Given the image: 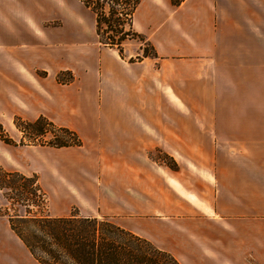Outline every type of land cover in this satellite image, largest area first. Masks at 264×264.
<instances>
[{
	"label": "crops",
	"instance_id": "obj_1",
	"mask_svg": "<svg viewBox=\"0 0 264 264\" xmlns=\"http://www.w3.org/2000/svg\"><path fill=\"white\" fill-rule=\"evenodd\" d=\"M73 7L79 14L52 24L55 13ZM67 26L83 37L85 57L53 48ZM133 28L157 57L131 61L142 56L141 44L124 57L102 45L96 16L80 0H0V122L16 128L15 115H43L82 141L53 147L0 140V165L37 175L56 205L51 216L81 210L107 218L181 264H264V110L250 123L219 114L231 88L223 77L264 76V0H141ZM43 45L50 48L33 52ZM60 70L74 81L59 82ZM157 151L178 168L156 162ZM3 217L1 230L17 236ZM13 261L0 247V264Z\"/></svg>",
	"mask_w": 264,
	"mask_h": 264
},
{
	"label": "trees",
	"instance_id": "obj_2",
	"mask_svg": "<svg viewBox=\"0 0 264 264\" xmlns=\"http://www.w3.org/2000/svg\"><path fill=\"white\" fill-rule=\"evenodd\" d=\"M80 1L95 13L100 43L116 48L124 57V45L138 40L145 43L139 59L157 57L151 43L133 28V16L141 0ZM183 1L172 0V4L179 6ZM14 124L22 134L21 144L53 147L82 144L76 132L44 116L34 121L17 116ZM2 128L0 124V138L6 144H15ZM50 129L62 136L55 135L50 143L39 142ZM0 191L7 201L2 208L3 215L8 217L11 229L40 264H181L147 238L107 218L81 216L76 210L68 216H51L47 211V194L37 175L26 176L0 165Z\"/></svg>",
	"mask_w": 264,
	"mask_h": 264
},
{
	"label": "rangeland",
	"instance_id": "obj_3",
	"mask_svg": "<svg viewBox=\"0 0 264 264\" xmlns=\"http://www.w3.org/2000/svg\"><path fill=\"white\" fill-rule=\"evenodd\" d=\"M72 9L75 10L77 8L73 7ZM92 13L95 14L93 11H92ZM44 14L48 15L49 13H43V16H44ZM73 14H79V10L77 9L75 11H61V12L55 13V19L52 20L51 22H53L52 23L53 25L61 26L66 19L72 18ZM85 20H87V22L89 23L90 33L92 31L94 33L95 20L93 18V15L90 14V16L86 17ZM11 24H12V21H11ZM72 32H73V27L67 26L64 33H62V36H60V39H59L60 43L55 44L56 43L55 42L53 44V46H54L53 48H56L57 45L63 46L61 48H58V50L60 51L59 53L71 54V57H83V56L85 57L84 52H87V50H86L87 47L83 44V37H80V36L73 37ZM23 40H26V42L29 43L31 46L33 45V42L28 41V40H33L32 38L31 39L24 38ZM98 40H99V38H98ZM54 41H56V38L54 39ZM138 44H141V48L145 46V43H141L138 40H133V41L127 42L124 45V55L125 54L126 55L134 54L135 51L137 50ZM49 48H50L49 46L45 47V45H43L42 49L41 48L40 49L39 48H32V50L34 53L38 54L39 52L42 53V51L44 52ZM125 48H126V50H125ZM149 49L151 50V47ZM90 50H91V54L89 56L92 57V59H95V57L98 55V52L94 48H90ZM131 58L136 59V58H138V56L137 57L132 56ZM66 59H65V61L68 62V60H66ZM45 61L46 60L43 58V59L37 61L36 63L40 64V65H44ZM65 61L62 63H60L61 61H59V64H64ZM37 74L40 76H46V71L40 70V71H38ZM74 79L75 78H74L73 73L69 70H60L57 73V80L61 83H71L74 81ZM223 83L226 84L228 88L231 87L228 91L223 92L222 96H221V98L224 101H226L227 105H229V106L228 107L223 106V108H220L219 114L225 115V116L235 117V119L237 121H239L240 123H244V122L250 123L254 119L256 120V117L258 115V107H260V109L262 111L264 110V108H263L264 107V76L235 75L233 77H223ZM1 101L2 100H0V103H1ZM15 116L17 117L19 115H15ZM0 124L3 126L2 129H4V131L6 133L5 135L8 138H10L15 143V145L21 144L22 134L18 129H16L15 127H12V126L5 125L3 122H0ZM250 125L252 126V124H250ZM63 127H66V126H63ZM67 128H69V127H67ZM55 135L62 136V134L60 132H55V131L50 129L44 135V137H42L38 141L50 143L51 141H53V138L55 137ZM0 140L3 141L1 138H0ZM237 142L240 143V142H245V141L242 140V141H237ZM21 145H26V144H21ZM41 146H47V145H41ZM242 152H243V150H242ZM152 157L156 162H158L162 165H165L172 170H175L178 168L176 160L169 155H166V154H163V153L157 151L154 153V155H152ZM235 157L236 158L237 157L243 158L241 155H239V152H237V153L235 152ZM0 204H2V206H0V220L3 221V223L6 226V225H8L7 218L3 217L6 215H3L4 211L2 208L5 205H7V201H6L3 193L0 194ZM54 206H56V205L51 203L50 201H49V204L47 203V211H49L48 213L55 214V212L52 210V207H54ZM20 209H21V211H23V208H20ZM73 211L74 210H72L71 212H73ZM78 212H79V214H82V215L85 214V212H82L81 210H79ZM30 229H33V228H30ZM0 231H1L0 232V247L1 248L6 250L3 246V242H1L2 239L4 242L5 241L13 242L14 244H19L22 247V251L16 252L15 254L6 250L7 252H9L13 256L14 261L16 263H18V264H34L33 263V261H34L36 264H38V262L35 259L31 260V257L28 254L27 248L25 247L23 242L16 235H12L11 234L12 232L9 229L7 230L9 233L7 231L1 230V228H0Z\"/></svg>",
	"mask_w": 264,
	"mask_h": 264
},
{
	"label": "bare ground",
	"instance_id": "obj_4",
	"mask_svg": "<svg viewBox=\"0 0 264 264\" xmlns=\"http://www.w3.org/2000/svg\"><path fill=\"white\" fill-rule=\"evenodd\" d=\"M3 242V246L6 250L12 252L13 254H15L16 252H21L22 251V247L19 244H14L13 242H8V241H2Z\"/></svg>",
	"mask_w": 264,
	"mask_h": 264
}]
</instances>
